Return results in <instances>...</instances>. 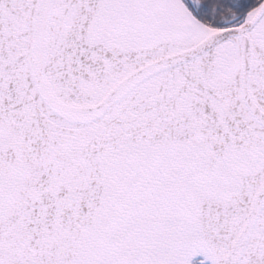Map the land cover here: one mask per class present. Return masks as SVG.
<instances>
[{
    "label": "snow or ice",
    "instance_id": "6c2138e0",
    "mask_svg": "<svg viewBox=\"0 0 264 264\" xmlns=\"http://www.w3.org/2000/svg\"><path fill=\"white\" fill-rule=\"evenodd\" d=\"M0 264H264V0H0Z\"/></svg>",
    "mask_w": 264,
    "mask_h": 264
}]
</instances>
